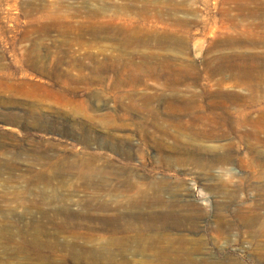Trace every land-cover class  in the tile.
Segmentation results:
<instances>
[{"label": "rangeland", "instance_id": "1", "mask_svg": "<svg viewBox=\"0 0 264 264\" xmlns=\"http://www.w3.org/2000/svg\"><path fill=\"white\" fill-rule=\"evenodd\" d=\"M0 264H264V0H0Z\"/></svg>", "mask_w": 264, "mask_h": 264}, {"label": "bare ground", "instance_id": "2", "mask_svg": "<svg viewBox=\"0 0 264 264\" xmlns=\"http://www.w3.org/2000/svg\"><path fill=\"white\" fill-rule=\"evenodd\" d=\"M116 36V35H115ZM114 36V37H115ZM230 57V56H229ZM224 58H228V56H224ZM231 58V57H230ZM117 63V62H116ZM132 66V65H131ZM219 67V69H218V72L219 73H222V65L220 66H218ZM228 67H231L230 65H228ZM234 68V67H233ZM246 70V69H245ZM229 71L231 72V68L229 69ZM238 71V70H237ZM247 71V70H246ZM234 74V73H233ZM241 75V74H240ZM246 76V75H245ZM249 78V77H248ZM250 79V78H249ZM237 82V81H236ZM245 83V82H244ZM252 84V83H251ZM244 86V85H243ZM226 98L228 99V100H232L233 102H236V101H242L243 100V98L242 97H240V96H231V94H228L227 96H226ZM225 104V103H224ZM228 104V103H227ZM191 111V110H190ZM184 112V111H183ZM189 112V111H188ZM198 112V111H197ZM182 113V112H181ZM209 113V112H208ZM214 114V113H213ZM219 114V113H218ZM210 115H211V113H210ZM221 115V114H220ZM193 116V115H192ZM204 116H205V114H204ZM194 117V116H193ZM201 118V117H200ZM194 119V118H193ZM197 119V118H196ZM202 119V118H201ZM215 119V118H214ZM208 120V119H207ZM198 121V120H197ZM211 121V120H210ZM196 122V121H195ZM194 122V123H195ZM213 122V121H212ZM223 122V121H222ZM197 124V123H196ZM209 124V123H208ZM216 124V123H215ZM224 124H226V123H224ZM224 124H223V127H224ZM235 125V124H234ZM196 126V125H195ZM204 126V125H203ZM210 126V125H209ZM216 126V125H215ZM217 126L219 127V125L217 124ZM228 126V125H227ZM172 127V126H171ZM181 127V126H180ZM200 127H201V125H200ZM208 127V126H207ZM213 127V126H212ZM235 127V126H234ZM196 128V127H195ZM210 128V127H209ZM223 129V128H222ZM231 129V128H230ZM188 130V129H187ZM197 131V130H196ZM213 131V130H212ZM226 131V130H225ZM189 132H191V131H189ZM199 132V131H198ZM160 133H162V132H160ZM192 133V132H191ZM255 133V132H254ZM188 133H186L185 132V135H187ZM200 134V133H199ZM206 134V133H205ZM217 134V133H216ZM224 134V133H223ZM183 135H184V133H183ZM197 135V134H196ZM219 134H217V136H218ZM225 135H227V134H225ZM230 135V134H229ZM261 135V134H260ZM216 136V135H215ZM254 136V135H253ZM256 136V135H255ZM148 137V136H147ZM199 137V136H198ZM224 137V136H223ZM227 137V136H226ZM247 137V136H246ZM252 137V136H251ZM250 137V138H251ZM151 138V137H150ZM189 138V136H187V139ZM193 138V137H192ZM197 138V137H196ZM214 138V137H213ZM217 138V137H216ZM220 138V137H219ZM249 138V137H248ZM247 138V139H248ZM197 139H199V138H197ZM193 140V139H192ZM191 140V141H192ZM205 140V139H204ZM211 140V139H210ZM190 141V142H191ZM180 145V144H179ZM195 145H197V143L195 144ZM180 147H181V145H180ZM227 147V146H226ZM183 148V147H182ZM188 148V147H187ZM211 148V147H210ZM221 148V147H220ZM219 148V149H220ZM224 148V147H223ZM230 149V148H229ZM196 150V149H195ZM214 150V149H213ZM224 150H225V148H224ZM234 150V149H233ZM185 151V150H184ZM210 151V150H209ZM228 151V150H227ZM203 152V151H202ZM186 153V152H185ZM200 153V152H199ZM204 153V152H203ZM223 153H225V152H223ZM191 154V153H190ZM209 155V154H208ZM214 155V154H213ZM218 155V154H217ZM223 155V154H222ZM228 155H229V153H228ZM231 156V155H230ZM229 157V156H228ZM194 158V157H193ZM227 158V157H226ZM217 159V158H216ZM187 160V159H186ZM221 160L222 161H224L225 160V158H221ZM210 161V160H209ZM220 161V160H219ZM213 163V162H212ZM224 163V162H223ZM196 164V163H195ZM194 164V165H195ZM206 164H208V163H206ZM198 165H200V166H202V167H207V165H205V163L201 160H199V163H198ZM204 171V170H203ZM155 192H158V190H155ZM144 196V195H143ZM142 196V197H143ZM135 202H137L136 200H135Z\"/></svg>", "mask_w": 264, "mask_h": 264}]
</instances>
